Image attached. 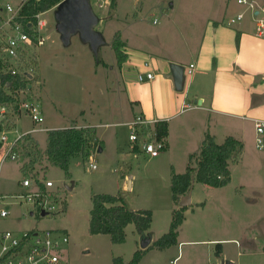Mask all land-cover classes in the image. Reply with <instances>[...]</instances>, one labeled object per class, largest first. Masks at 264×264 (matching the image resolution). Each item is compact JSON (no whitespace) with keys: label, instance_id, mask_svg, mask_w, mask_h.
<instances>
[{"label":"crops","instance_id":"0c3cea01","mask_svg":"<svg viewBox=\"0 0 264 264\" xmlns=\"http://www.w3.org/2000/svg\"><path fill=\"white\" fill-rule=\"evenodd\" d=\"M103 1L100 0L98 3V6L102 9L111 8L115 11L118 7L117 0H107L108 3H103ZM112 1H114V8L111 7ZM145 1L135 0L136 9L143 12L146 6ZM255 2L258 3L260 9L264 8V0H255ZM221 5V11L216 17L202 19L201 21H190L187 18L186 20L170 22L173 24V27H171L174 30L169 33L158 31L155 35H152L138 25L129 32L125 29L117 33L125 45L122 50L126 55V59L118 70L119 77L113 73L115 69L112 66L105 67V69L107 72L112 73L111 82L114 76L118 77L119 81L114 84L112 82L114 87L112 91L110 88L109 94L115 95V99H112L110 95V100L113 101L114 106H117L115 109L117 111H123L126 103L127 114L122 116L123 118L121 117L122 121L118 124L103 123L108 115V109H106L104 114L97 113V122H94L88 119L87 110L82 108L79 117L74 120L78 128L94 129L93 136L101 144L95 155L96 161L102 160L101 168L106 167V170L109 169L112 172L115 170L113 173L116 174L114 168L119 165L118 168L121 171V175L117 178H109L102 171L99 188L94 194L120 195L129 208L135 211L147 210L144 207L135 206V199L129 195L135 188L136 180V176L131 170V164L130 166L120 165L122 162L131 161V156L134 157L130 153V139L125 138L123 141L122 133L101 130L112 126H117V128L123 126L128 130L125 124L133 121L138 115L167 123L166 149L158 158H155L158 160L153 161L148 158L147 161L159 164L171 177L172 171L177 175L186 171L190 155L200 150L207 134L212 136L218 144H223L229 137H236L243 143L244 147L246 141L249 140L248 137L254 136L256 141L255 119H264V36H258L256 31L255 16L258 12L252 14L251 11H246L243 7V10L231 14V6L227 0H223ZM173 8H175L174 4L170 11ZM163 10L167 9L163 8ZM166 12H169V10ZM243 12H245L244 19L232 23L231 18ZM135 14L138 15L139 13L135 12ZM262 15V13L259 14L261 18ZM137 19L138 16L133 18L134 22ZM101 24H103V19L100 18L98 26ZM153 24H159L158 20L155 19ZM98 26L95 30L103 34L106 27L103 29ZM237 36L240 40L239 46L237 45ZM43 47L36 50L32 56L33 64L34 62L37 64V76L35 78L38 79L36 83H39L38 89L41 93L44 84L40 64L41 55L48 54L45 53L46 50L42 51ZM175 63L185 68L194 65L193 76L185 79L181 90L176 88L172 77L171 64ZM146 73H152L154 78L152 80L145 78L140 81L139 76ZM38 98L39 101L42 98L40 104L44 125L47 122L44 113L49 105L44 104L42 94ZM24 117L28 116L25 114L13 116L11 122L14 125V130L9 134L10 137H15V133H13L15 131L21 133L22 128L20 125L22 126L24 123ZM30 122L32 127L24 132H29L28 135L36 141L38 140L34 134L46 132L44 148L41 147L38 141V145L43 152L48 147L49 131L71 128L74 124L60 126L50 123L45 127L43 125L38 126L40 131L33 132L35 125L31 119ZM249 132L251 135H249ZM101 148L102 151L99 152ZM140 157L142 156L134 157V160L138 161ZM242 158L243 155L241 160ZM143 159H147V157ZM241 160L234 162V164H240ZM11 169H13V166L10 165L8 170ZM98 169H100L99 166ZM232 183L233 176L230 184ZM198 184L211 188L202 183L194 182L189 195H187L189 200H185L186 196H182L178 204L174 202V208H170L172 218L173 211L179 210L182 207L181 204L184 203V207L188 208L184 212L185 219L178 229L177 246L161 251L151 247L154 242L166 234L161 229V236H156L153 230L155 222L153 213L151 227L145 235H139L133 224L126 227L125 233L131 228L133 233L139 235L141 241L144 237L151 239L150 244L145 249L138 248L134 251L136 253L145 250L139 264H167V260L170 264H180L185 258V252L183 251L185 246L201 247L199 250L202 252L199 251L198 256L195 255L193 258L197 261V264H232L230 262H234L229 257L225 245H236L238 248L242 246L237 238L231 237L234 235L231 234V229L234 228L236 222L228 215L227 210L239 211L241 209V211L249 212L248 203H255L258 198L264 200V189L254 190L253 196L255 194V197L251 198L244 195L245 190L240 186L239 190L236 189L230 192L229 201L225 198V194L223 200H216L218 198L215 199L212 195L208 200L201 201L194 192ZM222 188L225 189V187ZM262 214H264L263 209L255 210L252 216L249 217L248 222L253 220L254 225L259 224L263 219ZM64 231L69 234L68 229L65 228ZM218 231H220V234ZM256 239H262L264 245V228L255 233ZM218 245H220L221 250L219 255L216 254L217 251L215 250ZM255 253L252 252L251 255ZM116 260L119 261L118 264H128L124 258Z\"/></svg>","mask_w":264,"mask_h":264},{"label":"rangeland","instance_id":"374dc122","mask_svg":"<svg viewBox=\"0 0 264 264\" xmlns=\"http://www.w3.org/2000/svg\"><path fill=\"white\" fill-rule=\"evenodd\" d=\"M8 1L13 5L18 2V0H0V4H5ZM90 1L97 17L103 19V24L98 27L103 29L106 27L102 34L104 42L99 47L98 56L94 55L89 44L83 43L80 35H73L68 45L63 44L57 30V7L52 11H47L42 17L47 20L45 29L47 41L42 51L46 50L45 53H48L47 55H41L40 62L44 84L41 93L38 89V83H36L38 79H33L31 84H33L34 90L31 95L39 101L38 97L42 94L44 104L49 105L44 113L47 122L44 123L43 127L50 123L60 126L72 124L79 117L82 108L87 110L88 119L94 122H97V113L104 114V110L108 109V115L103 123L118 124L122 121V116L127 114V105L124 104L123 111L115 110L117 106H114L113 101L110 100L111 96L112 99H115V95L109 94L110 88L112 91L114 87L113 84L119 82L118 70L120 66L116 61V55L112 47V42L117 33L125 29L128 32L134 30L136 25L152 35H155L158 31L169 33L174 30L172 29L173 24L170 22L186 20L187 18L190 21H201L202 19L216 17L221 11L223 2V0H146L144 11L141 12L140 9H136L135 0H117L118 7L115 11L111 8H100L98 6L100 0ZM227 1L231 6V14L244 9L243 6L238 4L237 0ZM173 4L175 8L170 11ZM163 8H166L169 12H166L167 10H163ZM135 12L139 14L136 15ZM260 13L258 12L257 15ZM7 14L4 11L0 18L2 16L6 17ZM137 16L138 19L134 22L133 18ZM233 18H236V16ZM262 18H264V14ZM155 19L158 20L159 24H153ZM25 64L28 67L34 65L37 68V64L35 62L33 64L30 57L27 58ZM111 66L115 69L113 73L118 76H114L113 84L111 82L112 73L107 72L105 69V67L109 68ZM0 70H2L1 67ZM41 100L42 98L39 101L40 103H42ZM13 116L10 115L5 120V126L2 127L3 132H8V136L14 130V125L11 122ZM23 122L22 126L20 125L22 134L32 127L28 117H24ZM75 126V123L72 124V127ZM101 130L122 133L123 141L125 138L129 139V130L123 126L119 128L112 126ZM13 133L16 136V132ZM249 135H251L250 132ZM34 136L41 147L44 148L46 132L36 133ZM11 137L9 136L10 139H14L13 136ZM248 139L240 164H234L233 162L231 165L233 183L226 186L225 189L207 188L198 184L194 192L201 201L208 200L212 195L215 199L218 198L216 200H223L224 194L225 198L228 199L227 201H229L230 192L236 189L239 190L240 186L245 190L244 195L251 198L255 197V194L253 196L254 190L264 189V151L256 147L254 136L248 137ZM38 148L43 153L39 145ZM141 156L138 161L131 156L132 162L128 160L126 163H120V165L130 166L131 164V170L136 176V180L135 188L129 195L135 199V206L151 210L155 215L153 230L156 236L160 237L162 234L160 233L161 229L168 233L171 225L172 214L170 208H174L171 192L172 177L162 169V166L153 162L158 159H151L153 161L148 162V157L143 159L146 156ZM41 159L43 160L35 166V171L26 175L23 174V170L26 164L28 165L30 162L28 158H25V160L19 158L17 162L9 161L2 170L0 174V196H5L7 199L0 202V209H8L10 214L6 219L0 218V232L11 230L21 234L31 229L39 231L64 230L66 228L69 231L70 241L65 245L64 251L58 253L61 259L60 264H116L115 260L119 258H124L127 262H130L134 257V251L142 248L139 235L133 233L131 228L127 230L126 241L122 244H115L109 235H92L89 233L90 212L93 208L92 198L98 190L97 188H99L102 179L100 175L104 171L107 177L117 178L121 175L119 165L114 168L116 169V174H114L115 170L112 172V170H106V167L101 168L102 160H99L100 162L97 160L100 169L93 171L87 159H85L86 161L83 158L76 159L71 165L70 175L66 176L64 171L51 166L45 157H41ZM10 165L13 166V169L8 170ZM26 178L33 181L39 180L41 184L51 180L55 185L52 194L62 201L63 211L40 217L37 215L31 216L29 206L20 207L16 200L10 198V196H15L21 192L19 182ZM58 209H61L60 205H58ZM261 209L264 210V200L258 198L255 203H248L249 212L241 211V209L239 211L227 210L228 215L236 222L234 228L231 229V234H234L231 237L237 238L242 246L238 248L236 245H225L229 257L234 261L230 263L264 264L263 240H255V233L264 228V214H262L263 219L259 224L254 225L253 220V222H248L252 213ZM164 232L163 234H165ZM218 233L220 234V231ZM200 248L183 247L185 258L180 264H197V261L193 258L199 253ZM215 250L218 251V248H215ZM252 252L256 253L251 255ZM166 262L170 264L169 260Z\"/></svg>","mask_w":264,"mask_h":264},{"label":"built area","instance_id":"2783aa9c","mask_svg":"<svg viewBox=\"0 0 264 264\" xmlns=\"http://www.w3.org/2000/svg\"><path fill=\"white\" fill-rule=\"evenodd\" d=\"M27 2L28 0H18L16 5L9 1L0 4V15L4 11L8 13L6 17L0 18V67L2 68L0 77L10 76L12 78L4 84L0 80V88L8 92L7 94L11 97L10 101L0 105V123L3 127L10 115L25 114L34 123L33 132H35L40 131L38 126L43 125L44 117L40 102L31 95L33 91L31 83L37 76L36 67L34 65L28 67L25 63L27 58L32 59L33 53L44 46L47 41L45 36L47 21L42 18L44 13L35 16L36 22L23 17L21 13ZM237 2L246 11H257L264 14V8L260 9L255 0H237ZM103 3H108V1L104 0ZM244 17L245 12L239 13L231 21L236 23ZM23 19L27 21H22ZM255 21L257 35L264 36V19L257 15ZM193 70L194 65L184 67V80L193 76ZM145 78L152 80L154 75L146 73L139 76L140 81ZM23 83L28 85L24 86ZM158 123L160 121L138 115L133 121L125 124L129 130L130 153L134 157L145 155L150 159H155L166 149L167 137L159 136ZM255 129L256 147L264 151V119H255ZM15 132L14 139L9 138L7 131L0 132V172L7 162L18 161L20 158L17 152L19 144L29 133ZM96 154L97 151H94L88 156L90 168L93 171L98 169ZM19 185L21 192L10 198H14L20 207L29 206L31 216L42 217L43 214L46 216L63 211L62 201L52 194L55 185L51 180L42 184L43 189L30 178L24 179ZM6 199L5 196H0V202ZM58 205L61 209H58ZM9 214L8 209H0V218L6 219ZM69 241V234L64 230L31 229L21 234L11 230L0 232V264H60L61 259L58 253L64 251Z\"/></svg>","mask_w":264,"mask_h":264},{"label":"trees","instance_id":"16d2710c","mask_svg":"<svg viewBox=\"0 0 264 264\" xmlns=\"http://www.w3.org/2000/svg\"><path fill=\"white\" fill-rule=\"evenodd\" d=\"M63 0H28L23 7L22 16L26 19L37 21L35 16L54 9ZM114 1L111 2V6ZM114 7V6H113ZM22 21H27L23 19ZM237 45H240L239 36L236 38ZM113 50L116 55V61L121 67L125 62L126 55L122 48L125 46L120 37L113 41ZM99 64V61L97 60ZM12 79L10 76L0 77L1 83ZM24 86L28 84L23 83ZM11 97L0 88V105L10 101ZM167 123L157 124L159 136L167 135ZM3 131L0 123V132ZM94 129L71 127L62 130H53L48 132V147L41 153L38 148V142L30 135L23 139L24 143L19 144L18 154L20 158L29 159V164L25 166L23 174H29L35 171V166L42 162L41 157H45L53 167L59 168L70 175V166L76 159H89L91 152L97 151L101 144L93 136ZM202 147L195 154L190 155L189 165L182 174H175L172 171L171 192L173 200L178 204L182 196L189 195L194 182H199L211 188H222L229 185L232 181L230 166L233 162L239 161L244 149L243 143L236 137H229L223 144H218L216 140L206 135ZM1 147V145H0ZM32 149V150H30ZM43 189L39 180H34ZM20 184V183H19ZM93 208L90 212L91 219L89 224V233L92 235H109L115 244H122L126 241L127 233L125 229L133 224L139 235H145L149 231L153 214L150 210L135 211L127 205L122 196L109 194H94ZM187 207H180L173 211V218L168 233L163 235L158 241L154 242L152 248L161 251L178 245L179 226L185 219ZM219 247V248H218ZM150 248V247H149ZM147 248V249H149ZM217 255L221 253L220 245L217 246ZM145 250L137 251L133 259L128 264H139L145 254ZM115 263H119L115 260Z\"/></svg>","mask_w":264,"mask_h":264},{"label":"water","instance_id":"95a60500","mask_svg":"<svg viewBox=\"0 0 264 264\" xmlns=\"http://www.w3.org/2000/svg\"><path fill=\"white\" fill-rule=\"evenodd\" d=\"M57 30L61 36L63 44L68 45L73 35H80L85 44H89L95 56H98L99 47L104 42L103 35L96 31L99 18L91 6L90 0H63L56 6ZM172 77L177 89L184 86V66L171 64ZM102 151V148L99 152ZM189 200V196L185 197ZM182 207L185 204H181ZM44 216V214L42 215ZM151 242L150 238L144 237L141 247L145 249Z\"/></svg>","mask_w":264,"mask_h":264}]
</instances>
